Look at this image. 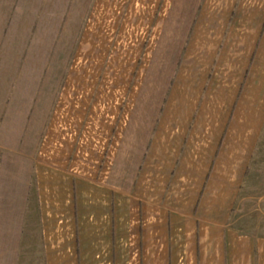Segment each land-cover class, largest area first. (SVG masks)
<instances>
[{
  "label": "crops",
  "instance_id": "1",
  "mask_svg": "<svg viewBox=\"0 0 264 264\" xmlns=\"http://www.w3.org/2000/svg\"><path fill=\"white\" fill-rule=\"evenodd\" d=\"M96 3L82 86L0 92V264H264L229 225L264 138V0Z\"/></svg>",
  "mask_w": 264,
  "mask_h": 264
},
{
  "label": "rangeland",
  "instance_id": "2",
  "mask_svg": "<svg viewBox=\"0 0 264 264\" xmlns=\"http://www.w3.org/2000/svg\"><path fill=\"white\" fill-rule=\"evenodd\" d=\"M99 0H0V92L9 97H41L47 87L56 96L68 84L82 86L69 70L80 52V30ZM102 1V0H100ZM107 1L121 11L125 0ZM94 14V13H93ZM93 18V17H92ZM37 57L41 58L37 61ZM95 57H83L76 69H93ZM50 74V77H49ZM229 225L264 238V138L257 146Z\"/></svg>",
  "mask_w": 264,
  "mask_h": 264
}]
</instances>
